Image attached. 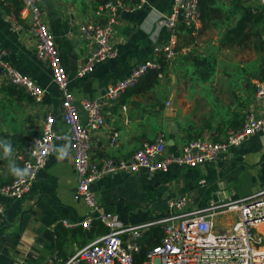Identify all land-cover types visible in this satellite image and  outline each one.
Returning <instances> with one entry per match:
<instances>
[{
    "label": "crops",
    "instance_id": "obj_1",
    "mask_svg": "<svg viewBox=\"0 0 264 264\" xmlns=\"http://www.w3.org/2000/svg\"><path fill=\"white\" fill-rule=\"evenodd\" d=\"M148 1L150 6L144 9L120 11L114 36L116 57L98 63L83 77L77 71L92 44L78 28L94 16V0L40 2L43 19L55 36L67 69L74 102L80 105L86 98L102 99L105 128L119 133L113 147L102 139L105 148L96 150L94 158H129L159 134L166 137L167 152L179 153L196 138L224 140L231 129L243 125L249 111L264 113V100L256 96V83L264 80V23L252 24L255 35L246 41L226 43L225 34L243 11H233L235 0H214L204 5L207 11H202L197 30L179 28L178 55L165 61L160 57L167 35L163 16L171 10L173 0ZM249 3L259 6L257 0ZM22 5V0H0V50L4 51L5 62L36 80L45 93L43 101L37 102L25 88L12 85L0 69V183L11 182L19 174L18 152L41 133L47 113L55 115V127L66 137L24 199L3 198L0 264H43L49 259L62 264L106 228L97 220L90 228L81 225L89 209L77 195L73 152L61 118V92L53 83L49 66L36 55L32 21L22 13ZM199 39L202 51H194L191 47ZM201 56V83L197 87L184 84L183 75L177 72L179 64L190 62L196 67L193 74H200L195 60ZM160 58L165 66V84L158 77L150 85L143 81L112 101L106 99L108 88L124 79L133 67ZM206 62L213 67L209 74L203 64ZM6 107L13 112L10 119L14 126L9 127L3 118ZM263 189L264 131L249 135L213 162L197 167L172 164L167 171L153 173L146 169L118 172L93 185L103 209L111 211L120 225L165 216L171 210L170 203L180 197L189 199L184 207L189 210L224 204ZM221 211L213 216L217 230L231 227L237 218L235 211ZM65 220L73 226H66Z\"/></svg>",
    "mask_w": 264,
    "mask_h": 264
},
{
    "label": "built area",
    "instance_id": "obj_2",
    "mask_svg": "<svg viewBox=\"0 0 264 264\" xmlns=\"http://www.w3.org/2000/svg\"><path fill=\"white\" fill-rule=\"evenodd\" d=\"M22 2V13L29 15L32 21L36 55L49 66L53 83L61 92V118L73 152L78 177L77 195L89 209L81 225L90 228L97 220L107 230L62 264H264V189L224 204L189 210L184 209L189 199L180 197L170 203L171 210L167 215L135 225L118 224L117 217L103 209L93 190L94 183L108 174L139 172L142 169L153 173L167 171L172 164L197 167L216 161L223 152L242 144L249 135L263 132L264 113L249 111L243 125L231 129L224 140L216 141L207 136L196 138L186 143L179 153L167 152L166 137L159 134L154 140L144 142L129 158L116 159L111 155L94 158L96 150L105 148L102 139H107L108 145L113 147L119 133L106 130L102 99L86 98L80 105L74 102L55 36L43 19L41 0ZM257 4L264 10V0H257ZM147 6H150L148 0H109L94 10L89 21L80 24L78 29L92 46L86 60L79 66V77L92 72L98 63L116 57L114 36L120 11H134ZM201 22L200 0H173L171 10L163 16L167 35L160 57L165 61L175 59L179 28L185 26L195 31ZM4 56V51L0 50V69L5 78L12 85L25 88L37 102H42L45 89L32 77L5 62ZM160 60L151 59L137 64L124 79L108 88L106 99H116L126 89L137 85L150 70L158 71V77L162 78L164 67ZM256 96L264 100V80L256 83ZM55 119L53 113L46 114L41 133L18 152L19 174L11 182L0 183V223L5 209L3 198L24 199L50 156L65 139L66 135L56 129ZM218 210L237 213L231 227L216 229L213 216ZM63 223L73 226L66 220ZM156 225L162 227V237L144 252V235ZM43 264L55 263L49 259Z\"/></svg>",
    "mask_w": 264,
    "mask_h": 264
},
{
    "label": "trees",
    "instance_id": "obj_3",
    "mask_svg": "<svg viewBox=\"0 0 264 264\" xmlns=\"http://www.w3.org/2000/svg\"><path fill=\"white\" fill-rule=\"evenodd\" d=\"M108 1L109 0H94V4H95V7L97 8L99 5L105 4ZM213 1L214 0H200L201 16H202V11H207L204 5H208L210 4V2H213ZM234 2L235 3H234L233 11H243V12L237 24L225 34L223 40L226 43H229V42L230 43H233V42L241 43V42L246 41L247 39L251 38L253 34L255 35V32L252 29V24L264 23V10L260 6H252V4L249 3L250 0H235ZM14 15L15 17H17V20H18L19 13L15 11ZM160 61L162 62L163 67H165L163 60H160ZM195 61L197 62L196 63V66L198 68L197 70L200 73V76L202 78V56L200 58H196ZM203 64L206 68V71L209 74V72L212 70L213 67L209 64V62L208 63L206 62ZM203 70L205 72V69ZM157 78H158V71L150 70L134 87L140 86L141 82L143 81L149 82V85H150V83H152L153 81H156ZM143 86H148V85L144 84ZM155 227L156 228L152 229L149 233L144 235L143 242L146 244V246L144 247V252L148 248L152 247L153 245H156L160 241L161 239L160 237H162V227L160 225H156ZM144 252L142 254H144Z\"/></svg>",
    "mask_w": 264,
    "mask_h": 264
},
{
    "label": "rangeland",
    "instance_id": "obj_4",
    "mask_svg": "<svg viewBox=\"0 0 264 264\" xmlns=\"http://www.w3.org/2000/svg\"><path fill=\"white\" fill-rule=\"evenodd\" d=\"M200 42H202V41L199 39V41L197 42L198 44L191 47V48L194 49V51L198 50V49L200 51H202V44H200ZM196 46L198 48H196ZM181 63L178 66L177 72H178V75H183L184 84L192 83L191 85H193V87L199 86V83H201V80L198 78L199 77L198 75H200V74H197V73L193 74L196 71V67L194 65H192L190 62H187V65H186V63H183V62H181ZM190 74H191V76H190ZM163 77L161 78V81L165 84L166 80H164ZM6 109H7V111L3 112V118L6 119V122L9 125V127L14 126V123L10 119V116L13 115V112L10 109V107H6Z\"/></svg>",
    "mask_w": 264,
    "mask_h": 264
}]
</instances>
